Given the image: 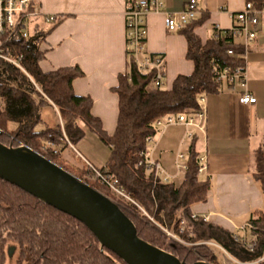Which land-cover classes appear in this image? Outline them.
Segmentation results:
<instances>
[{"label":"trees","instance_id":"16d2710c","mask_svg":"<svg viewBox=\"0 0 264 264\" xmlns=\"http://www.w3.org/2000/svg\"><path fill=\"white\" fill-rule=\"evenodd\" d=\"M64 20L62 15L55 16L51 30ZM197 25L194 21L181 31L188 43L187 58L194 63V72L190 76H179L170 90L153 88L154 72H141L128 43L127 71L119 76L118 85L113 89L119 99V115L112 136L93 116L92 99L80 97L74 91V82L84 77L79 67L50 73L41 70L44 55L39 46L48 33H30L28 39L11 43L12 56L22 58L23 70L0 60V100L3 103L0 141L6 146H26L38 152L116 201L134 223L142 240L187 264L200 260L217 264L212 247L202 245L210 242L221 246L237 261L251 263L264 252V212L254 213L249 222L250 235L256 242L252 253L235 240L236 234L191 219V207L205 202L210 190V182L203 181L199 174L197 137L188 148V169L181 183L166 185L154 173H147L145 165H139L143 160L141 153L148 148L147 138L155 137L158 132L154 126L158 119L200 111L201 98L216 95L223 87H236L217 80L222 70H246L243 58L246 50L240 40L230 31H219L203 43L195 33ZM44 107H55L63 124L38 130L43 124ZM84 128L111 149L103 171L118 179L138 206L117 199L109 188L89 180V172L74 168L63 159L58 148L67 145L66 139L73 146L79 144L86 136ZM48 143L51 146L45 149ZM252 176L264 196V149L253 153ZM141 209L159 225L176 232H179L178 220L187 219L188 228L180 236L191 246L171 240ZM9 245L16 246L15 264H125L104 248L84 224L0 179V264H6Z\"/></svg>","mask_w":264,"mask_h":264},{"label":"crops","instance_id":"0c3cea01","mask_svg":"<svg viewBox=\"0 0 264 264\" xmlns=\"http://www.w3.org/2000/svg\"><path fill=\"white\" fill-rule=\"evenodd\" d=\"M190 1L165 0L166 11L181 13ZM196 1L200 15L195 33L203 43L213 38L217 29L230 31L234 26L232 15L241 12L249 2ZM30 8L36 12L29 21V28L33 27L30 33H48L39 46L44 55L41 70L50 73L79 67L84 77L74 82V91L80 97L92 99L93 116L112 136L119 115V99L113 89L128 66L127 13L131 1L30 0ZM49 15H62L65 20L51 30L52 24L45 22ZM146 24L145 54L164 59L165 89L170 90L179 76H190L194 72V63L187 58V40L181 31L167 30L162 13L149 15ZM244 59L247 92L257 102L244 105L240 102L243 89L239 86L223 87L220 93L205 97L202 108L206 116L200 124L203 130L193 129L195 138H198V153L207 158V171L200 176L203 181L210 182V190L207 200L193 205L191 213L208 216L209 224L236 235L243 234L241 229L247 228L254 213L264 212V196L252 176L253 153L264 149V41L260 39L250 46ZM0 104L2 108L1 100ZM49 108L54 110L58 121L56 126H51L42 115L44 129L63 124L57 109ZM84 130L86 136L74 146L75 150L65 144L59 148L63 159L71 166L85 167L86 160L99 169L105 168L111 149L97 135L86 128ZM186 133L184 126L160 129L151 147L154 161L160 164L172 182L181 183L184 178V173L178 171L177 155H188L191 141ZM247 234L250 236V232Z\"/></svg>","mask_w":264,"mask_h":264},{"label":"built area","instance_id":"2783aa9c","mask_svg":"<svg viewBox=\"0 0 264 264\" xmlns=\"http://www.w3.org/2000/svg\"><path fill=\"white\" fill-rule=\"evenodd\" d=\"M130 1L131 8L127 13V42L134 52L135 60L137 61L141 72H154L153 88L165 89L166 63L164 59L159 56H150L145 54L147 18L153 13H162L165 16V25L168 31H182L185 27L198 19L200 15L198 3L196 0H191L181 13H172L166 11L165 0ZM34 14H36V12L30 8V0H0V60L22 69V58L13 57L9 45L22 39L29 38V21ZM46 20L51 23L55 20V16L49 15ZM232 20L234 22V26L230 30V33L238 40L243 41L242 44L244 45L246 51L258 40L262 39L264 41V1L257 3L252 1L247 2L241 12L232 15ZM218 32L219 30L217 29L216 35ZM229 54H231V52H229ZM243 58H245V55ZM217 80L222 84L230 83L243 89L244 94L240 98V102L242 104L252 105L257 102V99L249 95L247 92L246 70L237 69L232 71L231 69H224L219 73ZM200 101L203 104L205 102V98H201ZM205 116V111L202 108L198 112L168 115L164 118L158 119L154 126L157 131L173 126H184L187 130L186 137L192 141L195 138V132H193V129L196 128L203 130L200 124L205 120ZM50 138L52 139V137ZM66 142L71 149L75 150L74 146L69 143L67 139ZM146 143L148 148L145 152L141 153L143 160L139 163V165H145L147 173H154L162 183L166 185L171 184V178L163 170L160 164L153 159L151 147L154 143V137H148ZM49 146H51L50 143L47 144L45 149ZM79 157L83 159L81 155H79ZM206 160V157L199 158L200 175L205 174L207 171ZM84 161L85 168H87L90 174L93 173L92 176L95 182L109 188L117 199L125 200L138 206L127 191L122 187L118 179L106 174L103 171V168L99 169L88 161ZM187 161L188 155L182 153L177 155V167L179 172H183L185 174L188 169ZM114 202L117 203L116 201ZM143 213L154 226L158 227L171 240L185 246L188 245V243L182 240L180 236L188 228L187 219L181 218L178 220L177 224L179 232H176L173 229H168L159 225L154 218L149 216L144 211ZM191 219L195 221L202 220L206 224L210 223V218L208 216L200 217L199 215L192 214ZM250 229V224L247 228L241 229L243 234L237 235L235 240L241 243L247 252L252 253L256 248V242L254 238L248 237L247 233L250 232ZM202 245H208L212 248L222 250L229 257L231 264H264V252L262 256L254 262L241 263L216 243L210 242Z\"/></svg>","mask_w":264,"mask_h":264},{"label":"water","instance_id":"95a60500","mask_svg":"<svg viewBox=\"0 0 264 264\" xmlns=\"http://www.w3.org/2000/svg\"><path fill=\"white\" fill-rule=\"evenodd\" d=\"M0 179L84 224L125 264H187L142 240L112 199L26 146L15 148L0 141Z\"/></svg>","mask_w":264,"mask_h":264},{"label":"rangeland","instance_id":"374dc122","mask_svg":"<svg viewBox=\"0 0 264 264\" xmlns=\"http://www.w3.org/2000/svg\"><path fill=\"white\" fill-rule=\"evenodd\" d=\"M29 30H30V32H33V27L31 26L29 28ZM41 112H42L43 118L45 119V121L47 123H49L51 126H56L58 120H57V116H56V114H55V112H54L53 109H50L49 107H44ZM42 125H40L38 128L39 129H44L45 126H42ZM10 146H13V145H10ZM61 147H59V148H61ZM59 148H58V150H59ZM69 165H71V164H69ZM72 167L77 168V169H80V170H83L84 169L86 172H89L87 170V168H85L83 166H78V165H74L73 166L72 165ZM87 177H88L89 180L95 182L93 180V176L91 174L88 173ZM82 181L84 183H86L84 180H82ZM248 237L250 238L251 235L248 236ZM186 243H188V242H186ZM190 246H191V244L188 243V245L186 247H190ZM212 249L214 251V255L217 258V264H231V261H230L229 257L222 250L217 249V248H212ZM15 259H16V246L15 245H9V247H8V258H7L6 264H15Z\"/></svg>","mask_w":264,"mask_h":264}]
</instances>
